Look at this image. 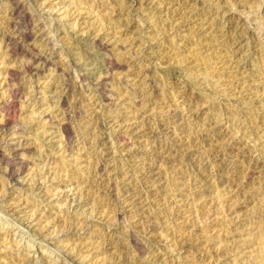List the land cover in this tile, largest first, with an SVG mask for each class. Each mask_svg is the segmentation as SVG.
<instances>
[{
    "label": "rangeland",
    "instance_id": "obj_1",
    "mask_svg": "<svg viewBox=\"0 0 264 264\" xmlns=\"http://www.w3.org/2000/svg\"><path fill=\"white\" fill-rule=\"evenodd\" d=\"M17 1L0 264H264V0Z\"/></svg>",
    "mask_w": 264,
    "mask_h": 264
},
{
    "label": "bare ground",
    "instance_id": "obj_2",
    "mask_svg": "<svg viewBox=\"0 0 264 264\" xmlns=\"http://www.w3.org/2000/svg\"><path fill=\"white\" fill-rule=\"evenodd\" d=\"M13 4H14V6L17 7V5H18V1H17V0H13ZM8 21H9V20H8ZM33 25L36 26L35 24H33ZM34 26H33V27H34ZM31 27H32V26H31ZM31 27H30V28H31ZM37 30H38V29H37ZM32 32H33V30H32ZM30 33H31V29H30V30L28 29V31L26 32V34L29 35ZM31 34H32V33H31ZM9 40H11L10 37H9ZM12 41H13V40H12ZM3 148H4V147H3ZM0 156H1V154H0ZM16 156H17V155H16ZM3 158H4V157H3ZM3 158H2V160H4ZM5 159H6V158H5ZM18 161H20V160H18ZM21 162H22V161H21ZM12 165H13V164H12ZM10 167H11V166H10ZM11 168H12V167H11ZM11 168H10V171H11ZM12 173H13V172H12ZM12 173H11V174H12Z\"/></svg>",
    "mask_w": 264,
    "mask_h": 264
}]
</instances>
